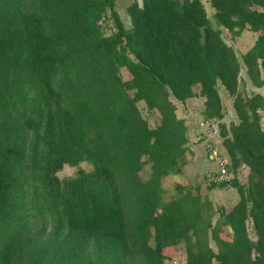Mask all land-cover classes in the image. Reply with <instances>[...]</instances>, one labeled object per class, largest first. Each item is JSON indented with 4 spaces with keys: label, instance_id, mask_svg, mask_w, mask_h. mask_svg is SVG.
<instances>
[{
    "label": "trees",
    "instance_id": "1",
    "mask_svg": "<svg viewBox=\"0 0 264 264\" xmlns=\"http://www.w3.org/2000/svg\"><path fill=\"white\" fill-rule=\"evenodd\" d=\"M128 12L130 29L116 0H0V264H167L181 243L186 264H264V95L241 88L243 67L264 88V0H142ZM219 25L256 41L240 58ZM221 86L238 120L224 119ZM195 96L220 121L240 195L230 208L189 180L163 185L186 164L178 109Z\"/></svg>",
    "mask_w": 264,
    "mask_h": 264
},
{
    "label": "rangeland",
    "instance_id": "2",
    "mask_svg": "<svg viewBox=\"0 0 264 264\" xmlns=\"http://www.w3.org/2000/svg\"><path fill=\"white\" fill-rule=\"evenodd\" d=\"M142 2V0H116V8L126 26V28L130 29L132 28V20L130 17V14L128 12V7L134 2ZM206 7L208 10V13L210 17L212 18V21L214 22L215 25H218L217 20L214 18V12L215 8L212 7L209 3H206ZM102 28L106 30V32L111 33L113 30V21L111 17H107L105 20H103V23H101ZM223 30H224V36L226 40L235 46L233 43V40L230 38L229 33L226 28H224L222 25H219ZM257 35L253 33H248L244 37L243 40H241V43L239 44L238 47V53L240 58L242 57V50H246L247 47H249L254 41H256ZM236 47V46H235ZM237 49V48H236ZM244 69V68H243ZM246 69V68H245ZM244 70L242 71V73ZM246 72V70H245ZM122 73L124 78H129L130 74L127 69L123 68ZM246 74V73H245ZM247 77V75H246ZM248 79V77H247ZM249 80V79H248ZM251 83V82H250ZM251 85V84H250ZM254 86L251 85L249 86L248 83L246 82L244 85H242V89L244 88L249 94L253 93L254 90L252 89ZM223 90H227L225 87H223ZM230 103L229 101H226L225 108H229ZM180 115H185L188 113L187 108H182L180 107L179 109ZM187 111V112H186ZM144 116L149 120L151 125H155L159 122L160 116L159 113L155 110L153 111H148L145 109L143 111ZM237 116V114H236ZM234 116L233 114L229 115L227 118V121L233 120ZM238 120V116L236 117ZM209 152V150H207ZM187 157L190 158V153L186 155ZM186 161V159H185ZM201 163V162H200ZM82 167L86 169H91L92 166L87 163L83 162L81 164ZM216 166L214 168L211 166L210 171L207 173L202 174L201 168L197 166L196 161H193L192 164L183 167L182 172H173L170 175L166 176L163 179V185L166 188V190L171 193L173 191V188L176 184L186 182L187 180L191 181L192 185H201V189L203 194L208 195L216 204V206H224L226 208L232 207L239 199L240 195L237 191V188L233 185L231 182L230 184L227 185H222V184H217L215 187H210V182H209V175H214L216 173ZM231 169V168H230ZM76 167H72L70 165H66L61 171L60 175L61 176H71L75 173ZM185 170V171H184ZM248 168L246 166L242 167L239 172H238V178L241 182L245 183L247 181V175H248ZM232 173V176L234 178L235 174L233 170H230ZM150 174V168L147 167L143 171V177L147 178ZM32 192V191H31ZM41 200H37V198L34 195H30L29 198L27 199V206H30V208H36L41 204ZM220 218V213H217L215 216V220L217 221ZM53 229V226L51 223H49L46 226V231L44 232V236H47ZM168 254L171 256V258L168 260L167 264H186L187 261V252H186V247L184 243L179 244L175 248H171L168 250Z\"/></svg>",
    "mask_w": 264,
    "mask_h": 264
},
{
    "label": "crops",
    "instance_id": "3",
    "mask_svg": "<svg viewBox=\"0 0 264 264\" xmlns=\"http://www.w3.org/2000/svg\"><path fill=\"white\" fill-rule=\"evenodd\" d=\"M248 33H253V34L257 35V33H254L252 31H245L241 36H239L235 40H233V43L235 44V46L237 48V52H239L238 51V47H239L238 43H241V40H243L244 37L246 36V34H248ZM254 43H255V41H254ZM254 43H252L249 47H247L246 50H242L241 54H244L245 52H247L254 45ZM238 55H239V53H238ZM243 68H244L243 69L244 72L242 73V76L246 79L248 85L251 86L252 84L250 83V81L246 77V75H247V72H245L246 69H245V67H243ZM252 89L254 90V92H261L264 95V88L253 87ZM220 93H221V96L223 99L224 106L226 104V101H229V103H230V107L225 108V118L224 119L227 120L229 115L233 114V116H234L233 120H237L236 119V117H237L236 111L234 109V97L231 96L227 90H223L222 86L220 87ZM204 101H205V99L203 97H200V96L188 98L185 102H183L180 105V107H182V108H187L188 113L182 116V115H180L179 110H178V115H179V117L185 119V122H186L187 127H188V135H189V139H190L188 146H187L188 147L187 152L185 154L186 166L192 164L193 161H196L198 168L200 167L202 170V174H204V173L208 174V172L211 169V166L213 168H214V166H216L215 167L216 171L218 170L219 166H218L217 161L210 154V152H207L208 149H207V145H206L205 140L198 139L199 133L201 131L200 121L204 117L202 114L203 109H204ZM261 113H262V124L264 127V110H262ZM189 153H190V158L186 156Z\"/></svg>",
    "mask_w": 264,
    "mask_h": 264
},
{
    "label": "built area",
    "instance_id": "4",
    "mask_svg": "<svg viewBox=\"0 0 264 264\" xmlns=\"http://www.w3.org/2000/svg\"><path fill=\"white\" fill-rule=\"evenodd\" d=\"M201 131L198 139L205 140L207 149L218 163V170L214 175H209L210 184H223L233 179L230 161L222 150V136L220 121L213 117H203L200 121Z\"/></svg>",
    "mask_w": 264,
    "mask_h": 264
}]
</instances>
